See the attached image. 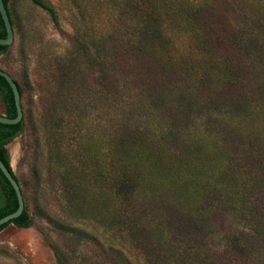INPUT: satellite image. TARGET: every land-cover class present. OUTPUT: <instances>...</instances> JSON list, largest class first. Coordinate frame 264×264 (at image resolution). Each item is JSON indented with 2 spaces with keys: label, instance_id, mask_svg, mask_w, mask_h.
Listing matches in <instances>:
<instances>
[{
  "label": "trees",
  "instance_id": "16d2710c",
  "mask_svg": "<svg viewBox=\"0 0 264 264\" xmlns=\"http://www.w3.org/2000/svg\"><path fill=\"white\" fill-rule=\"evenodd\" d=\"M30 1L59 27L47 0ZM70 2L77 22L68 51L55 60L49 90L35 93L47 170H57L66 206L123 227L144 264H264V6L255 0ZM186 34L196 48L181 44ZM10 46L0 45V54ZM11 77L22 118L0 123V159L20 186L24 209L0 230L32 223L28 194L6 149L25 126L24 91L32 85L26 70ZM0 97L4 115L14 117L2 76ZM36 157L29 167L35 190L41 185ZM16 207L0 170V217ZM50 247L62 263L60 248Z\"/></svg>",
  "mask_w": 264,
  "mask_h": 264
},
{
  "label": "rangeland",
  "instance_id": "374dc122",
  "mask_svg": "<svg viewBox=\"0 0 264 264\" xmlns=\"http://www.w3.org/2000/svg\"><path fill=\"white\" fill-rule=\"evenodd\" d=\"M47 1L56 10L59 27L30 0H8L13 18V43L7 53L0 54V68L18 79L26 70L32 89L24 91L25 126L6 144V149L10 167L28 194L26 208L32 223L28 227L8 224L0 230V264H59L50 242L63 254L60 264H123L119 254L126 264H144L141 247L133 243L123 227L105 226L96 219L70 211L57 170H47L41 106L35 93L40 95L49 90L55 60L66 55L77 22L70 0ZM257 1L262 8L264 0ZM182 39L183 46L196 48L197 40L192 34ZM0 114H4L1 97ZM32 155L37 156L34 163L41 174V185L36 190L29 169Z\"/></svg>",
  "mask_w": 264,
  "mask_h": 264
},
{
  "label": "water",
  "instance_id": "95a60500",
  "mask_svg": "<svg viewBox=\"0 0 264 264\" xmlns=\"http://www.w3.org/2000/svg\"><path fill=\"white\" fill-rule=\"evenodd\" d=\"M0 16L2 18L4 28H5V33L6 35L4 37H0V45H11L13 43V29L11 26V22L9 20V16L6 11L5 4L3 0H0ZM0 76H2L8 85L11 88V92L13 95V101H14V106H15V111L16 114L14 117H8L4 114H0V123H6V124H16L18 123L21 118H22V108L20 104V94L17 88V85L11 75L0 68ZM0 170L5 176V178L8 180L10 185L12 186L15 195H16V200H17V207L14 211L0 217V225L9 222L11 219L17 217L18 215L21 214V212L24 209V200L21 194V189L20 186L17 182V180L14 178L13 174L7 169L5 164L2 162L0 159Z\"/></svg>",
  "mask_w": 264,
  "mask_h": 264
}]
</instances>
